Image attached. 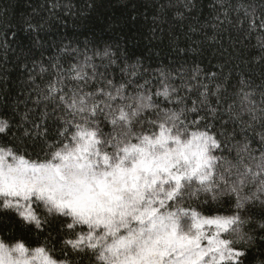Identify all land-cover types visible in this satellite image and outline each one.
Masks as SVG:
<instances>
[{
	"label": "trees",
	"instance_id": "obj_1",
	"mask_svg": "<svg viewBox=\"0 0 264 264\" xmlns=\"http://www.w3.org/2000/svg\"><path fill=\"white\" fill-rule=\"evenodd\" d=\"M57 63L63 69L84 64L95 76L88 91H114L106 87L111 80L115 86L124 84L126 95L151 94L161 108H190L195 101L198 112L188 119L203 117V123L213 125L211 131L223 133L218 135L223 147L214 154L233 165L244 143L250 153L241 155L253 167L252 157L258 161L264 150V0H0V120L8 123L0 147L30 161L50 158L48 145L57 142L63 126L56 102L41 96L55 79L52 66ZM65 84L74 87L76 82L66 74ZM165 84L177 89L172 100L183 97V104L155 95ZM203 92L207 103H201ZM244 93H249L247 100ZM227 167L217 168L212 191L186 196L182 205L205 216L236 212L229 188L238 179L237 168L229 176ZM221 173L228 184L219 180ZM261 179L246 182L241 195L251 196ZM257 195L240 209L245 220L240 230L246 240L251 237L236 245L245 253L241 264H264V194ZM33 208L40 228L0 205V242L45 247L69 264H99L91 251L64 245L73 238L65 228L69 218L48 214L41 204Z\"/></svg>",
	"mask_w": 264,
	"mask_h": 264
},
{
	"label": "snow or ice",
	"instance_id": "obj_2",
	"mask_svg": "<svg viewBox=\"0 0 264 264\" xmlns=\"http://www.w3.org/2000/svg\"><path fill=\"white\" fill-rule=\"evenodd\" d=\"M52 67L55 79L41 96L55 101L63 113L58 140L48 145L50 158L43 161H30L0 147L2 206L15 208L37 228L41 219L33 201L48 214L69 218L65 228L73 238L65 239L64 245L91 251L99 264H241L245 253L236 245L251 237L246 240L240 230L245 223L240 209L246 201L259 199L257 193L264 194V179L251 196L241 195V190L249 180L254 183L264 176V150L258 161L252 157L253 167L241 155L250 153L244 143L237 148L238 164L233 165L214 154L223 147L218 138L223 133L211 131L213 125L203 123V117L188 119L198 112L195 101L190 108H161L151 94L126 95V86H115L111 80L106 87L114 91L105 87L88 91L95 76H89L84 64ZM66 74L76 82L74 87L65 84ZM176 92L165 84L155 95L181 105L183 97L172 100ZM200 95L201 103H207V93ZM248 96L244 93L245 100ZM216 111L211 109L213 115ZM7 128V121L0 120V133ZM223 165H228L224 170L229 176L237 168L238 179L229 188L236 196V212L205 216L182 205L186 196L198 198L199 192L212 191L216 170ZM219 180L228 184L223 173ZM77 227L82 230L76 232ZM28 253L22 243L9 248L0 242V264H69L45 247Z\"/></svg>",
	"mask_w": 264,
	"mask_h": 264
},
{
	"label": "rangeland",
	"instance_id": "obj_3",
	"mask_svg": "<svg viewBox=\"0 0 264 264\" xmlns=\"http://www.w3.org/2000/svg\"><path fill=\"white\" fill-rule=\"evenodd\" d=\"M10 159V158H9ZM36 202L35 201H33V203H32V207H33V205L35 204ZM0 205H2V201H0ZM12 209H14L16 212H18L15 208H12ZM22 210V209H21ZM19 213V212H18ZM85 231H87V229L85 230ZM17 244V243H16ZM16 244H13V245H7L9 248H11V247H13V246H15ZM35 249V248H34ZM31 250H33V249H29V253H28V255H31Z\"/></svg>",
	"mask_w": 264,
	"mask_h": 264
}]
</instances>
